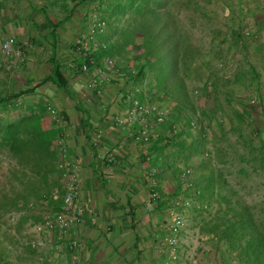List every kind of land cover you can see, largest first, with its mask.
Masks as SVG:
<instances>
[{"label": "crops", "instance_id": "crops-1", "mask_svg": "<svg viewBox=\"0 0 264 264\" xmlns=\"http://www.w3.org/2000/svg\"><path fill=\"white\" fill-rule=\"evenodd\" d=\"M74 6L70 0H0V40L13 37L24 55L21 62L8 68L0 54V88L8 93L23 90L19 109H43V127L60 129L58 139L63 143L57 146L59 151H66L80 181L82 221L71 233L82 241V264H188L184 238L190 236V214L197 210L187 207L184 211L189 223L179 237L177 252L181 258L172 261L163 243L171 204L156 207L151 191L157 188L164 196L173 193L175 186L170 188L165 174L176 175L177 168L184 169L185 157L192 146L205 142L204 134L196 132L194 136L189 132L164 149L154 144L156 139L151 135L147 142L139 139L143 121L135 116L125 97L141 84L138 87L139 83H127L117 73L105 71L104 59L86 66L84 59L95 54L100 43L108 41V30L97 33L93 29L91 7ZM54 61L69 94L58 89L49 77ZM151 85L141 93L149 102L158 99ZM48 107L55 108L67 125L52 117ZM161 111L170 121L172 110ZM180 117L179 130L187 125V116ZM119 118L126 120L120 123ZM153 119V114L147 118L148 128L159 134V125H153ZM192 155L191 162L196 163ZM181 158L184 163L175 162ZM157 167L163 173L156 177L153 170ZM41 207L45 211L39 213L40 218L53 215L52 209ZM198 225L194 226V238L200 243L204 238ZM51 254L55 264L69 261V254Z\"/></svg>", "mask_w": 264, "mask_h": 264}, {"label": "trees", "instance_id": "trees-1", "mask_svg": "<svg viewBox=\"0 0 264 264\" xmlns=\"http://www.w3.org/2000/svg\"><path fill=\"white\" fill-rule=\"evenodd\" d=\"M70 1L75 4L74 7H91L93 19L105 23L106 28H110L112 23H116L115 21H119L127 13L133 15L130 22L127 21L126 26L120 28L123 34L121 40L103 42L105 46L103 48L100 43L96 53L84 59L87 67H92L93 63L111 57L116 63V73L122 80L126 79L127 83L143 82L151 76V83H154L156 87L153 86L154 95L160 94L169 100L170 91L174 87L177 88V95L180 98L172 107L170 121L164 120L158 126L160 133L154 143L157 147L164 149L168 145L174 146L176 139L189 135L188 129L191 130L197 126L201 129V134L205 133V125L201 119H196L194 123L190 122L188 117L185 119L187 125L179 130L178 122L183 115V105L195 114V108L191 97L187 94L184 81L186 78H198L199 71L204 65L197 64L201 52L192 41L186 27L182 28L171 14L166 16L165 11L168 10L164 4L166 0ZM198 1L200 0H183L182 5L194 11H201L202 6L198 4ZM162 15H164L163 19H161ZM170 21L176 25L170 26ZM134 23L136 26H133ZM97 30V33H101L100 28ZM137 34L141 35L139 39H136ZM235 38L239 42L242 41L239 32H235ZM122 53H128L130 59L124 57ZM249 72L254 76V80L259 82V75L253 66H250ZM49 77L58 89L69 94L67 82L55 61L52 62ZM209 86L211 89L209 92L215 90L214 78L205 79L204 93L208 92ZM23 93V90L9 93L0 91V112L2 113L0 116V162L8 161L5 170L0 173V219L12 212L25 214L30 207L34 206L46 205L56 212L59 210L60 200L64 194L60 188L59 173L56 168L60 156L56 144L61 134L60 129L43 127V109L22 112L19 105ZM142 99L141 96L139 100ZM241 107L243 109V106ZM240 111L236 113V122L231 117L228 118L231 123L229 129L237 132L242 142L248 145L253 158L262 166L264 165V113L261 112L262 116L256 113L258 117L251 118L249 112L246 115L247 112ZM201 113L206 115L203 111ZM247 117L248 123L245 122ZM247 127L248 133L250 131L248 136L245 135ZM176 128L178 130H175ZM203 146L204 143H196L192 146V150L195 151L185 157L187 161L185 160L184 169L177 168V185L171 195L164 196L157 188L155 189L156 207L165 208L172 201L173 203L175 200L183 202L189 199L192 202L190 207L200 211L214 203L217 206L215 211L200 221L198 230L202 238L215 243L222 264H264V202L249 205L235 197V191L226 186L221 172L215 168L216 157L212 156L213 151L207 152ZM192 153L199 158L198 167H206L209 172L202 173L198 180L189 178L191 174L189 173L182 181L181 176L184 171L188 169L192 172L195 169L194 162H191ZM157 169L160 175L161 168L157 167ZM159 175L156 174V177ZM190 190L191 196L188 195ZM181 193L184 196L182 199L179 197ZM0 264H9L2 250H0Z\"/></svg>", "mask_w": 264, "mask_h": 264}, {"label": "rangeland", "instance_id": "rangeland-1", "mask_svg": "<svg viewBox=\"0 0 264 264\" xmlns=\"http://www.w3.org/2000/svg\"><path fill=\"white\" fill-rule=\"evenodd\" d=\"M165 2V6L168 7L166 8L168 10L165 11L166 16L171 14L182 28L186 27L191 34L192 41L201 52L197 64L204 65L199 71L198 78H186L184 81L187 94L191 97L195 108V114L186 111L185 105H183L182 114L187 116L190 122L195 123L196 119H201L205 125L203 149L207 152L213 151L212 156L216 157L215 168L221 172L226 186L235 191L234 196L249 205L260 204L264 202V165L260 166V162L253 158L248 145L242 142L237 132L229 129L231 123L228 118L231 117L235 121L236 113H240V110L247 112L246 115L249 112L251 118H257L256 113H259L260 116H262L261 112L264 113V0H200L198 4L202 6L201 11L184 7L183 0H166ZM132 16L127 13L119 21L112 23L110 28H106L105 23L102 27L98 26L100 22L93 19V29H107L109 42L119 41L123 36L120 28L125 27L126 22H130ZM163 18L164 15L161 19ZM134 25L136 26L135 23ZM171 25L173 27L176 23L170 21ZM235 32L241 34V42L236 40ZM93 34L96 37V33ZM137 35L136 39H139L141 35ZM122 54L126 58L129 56L128 53ZM250 66H253L259 75V82H256L254 76L250 74ZM208 77L215 79L216 87L214 91L209 92L211 90L209 86L208 92L204 93L203 82ZM237 78L239 79L237 80ZM124 81L127 82L126 79ZM139 85L141 88L136 91L131 90L132 99L139 100L141 93L144 90L148 91L151 79L148 77L145 81L139 82L138 87ZM173 90L169 94L170 100L157 94L158 99L155 101L154 99H151V102L143 99L139 101L154 103L152 105L159 110L168 112L180 98L177 95V88L174 87ZM0 91L3 92L1 88ZM240 105L243 106V109ZM201 111L206 115H203ZM0 116H2L1 112ZM245 122H249L248 117ZM189 132L195 136L196 132L201 133V129L197 126L195 130L191 129ZM249 133L247 127L245 135L248 136ZM193 151L195 150L193 149L191 152ZM194 158L198 163H194L195 169L190 172L189 178L198 180L202 173L208 174L209 169L198 167L199 158L197 155ZM175 162L184 163V159L181 158ZM7 163V160L0 162V173L5 170ZM161 171L160 175L163 173ZM157 174L159 175V170ZM165 177V180H169L170 188L177 185L175 173L169 176L167 172ZM188 193L189 196L192 195L191 190ZM179 197L182 199L184 196L181 193ZM174 202H178V200ZM170 204L172 208L173 201ZM216 207L213 203L204 210L196 209L197 212L192 211L190 214L191 224L188 228L190 236L184 238V245L187 246L185 257L188 264H222L220 253L214 242L204 239L199 243L194 238L196 229L194 226H197L203 218L209 217ZM43 211L45 210L41 206H34L30 207L25 214L12 212L0 219V250L3 251L9 264H36L40 258L45 259L47 264H55L51 259L54 257L51 253L55 254V251L48 245L36 249L29 247L32 240L44 241L41 234L37 236L33 231L34 224L42 220L39 213ZM187 218L185 215L186 226L189 223V218ZM197 246H200L203 251ZM179 257L181 258L178 253L177 259L172 261L179 260Z\"/></svg>", "mask_w": 264, "mask_h": 264}, {"label": "built area", "instance_id": "built-area-1", "mask_svg": "<svg viewBox=\"0 0 264 264\" xmlns=\"http://www.w3.org/2000/svg\"><path fill=\"white\" fill-rule=\"evenodd\" d=\"M103 25V22L98 24L100 27ZM101 47L103 48L105 46L101 44ZM0 54L2 61L8 68L21 62L24 58L21 48L11 36H6L0 40ZM103 64L105 71L116 73V63L113 58L106 57ZM83 68L85 69V66H83ZM126 99L132 103L135 116L143 121V128L139 130L137 137L144 142L149 140L150 135L157 138L159 136L158 132H150L146 117L153 114V125H159L166 118L165 112L159 110L156 106L148 102L142 103L139 100L132 99L130 94L127 95ZM48 111L52 117L57 119L60 118L62 125H67L68 122L58 114L55 108L48 107ZM125 120L126 119L124 118L118 119L120 123H124ZM62 143V139H58L56 142L58 146H61ZM56 168L59 173L60 188L64 192L59 210L54 212L51 216L48 214L47 217L34 224L33 231L35 234L37 236L41 234L47 239L45 241L32 240L29 243V246L32 249H36L48 245L58 255H64L65 253L69 254V261L67 264H82L80 260V254L83 248L82 241L80 238L72 236L71 233V231L79 226L82 221L83 206L78 197L80 181L76 167L71 162L64 149L60 150V156L56 163ZM153 172L156 174L157 170L154 169ZM189 173L188 169L182 173V181H184V178H187ZM151 197L153 199L157 197L155 190L151 191ZM172 206L173 207H170L169 212L167 213L168 219L166 222V228L168 234L163 239V243L170 251V259L176 260L178 255L179 237L186 225L184 211L187 207L192 206V202L189 199H185L183 202H174ZM36 264H47V262L45 259L40 258Z\"/></svg>", "mask_w": 264, "mask_h": 264}]
</instances>
